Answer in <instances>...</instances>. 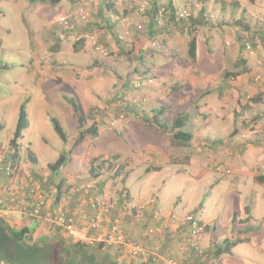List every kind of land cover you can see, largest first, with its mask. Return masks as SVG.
Instances as JSON below:
<instances>
[{
  "label": "rangeland",
  "instance_id": "374dc122",
  "mask_svg": "<svg viewBox=\"0 0 264 264\" xmlns=\"http://www.w3.org/2000/svg\"><path fill=\"white\" fill-rule=\"evenodd\" d=\"M152 1L61 0L53 7L0 0V187L11 180L19 188L18 201L26 204L32 201L31 189L39 186L48 215L69 214L79 227L103 211L102 229L116 221L121 232L138 244L152 226L138 231L136 240L129 234L133 226L127 220L142 219L149 207L160 210L162 203L173 208L169 228L174 220L181 226L175 229L181 234L170 238L174 252L161 250L160 241L151 243L162 233L161 227L145 246L159 248L177 264H197L194 257L184 260L191 250L182 225L187 215L204 227L199 238L202 255L212 245L234 239L247 225L259 227L256 232L251 229L248 241L231 254L216 260L208 255L199 264H264V181H259L264 176V148H260L264 139V0H176L178 13L189 18L204 12L209 19L198 24L194 33V61L186 53L187 25L159 21L155 34L148 33L144 9ZM109 3L117 4L113 13L133 15L121 16L117 25L107 26L98 13H106L103 6ZM110 19L116 21L117 15ZM139 26L143 31H134ZM239 59H246L247 73L228 80V88L220 90L225 73L243 68ZM24 102L27 127L14 148L10 140ZM72 105L83 128L96 123L98 134L86 135L75 150L80 158L55 175L49 165L66 152L78 133ZM161 108L165 110L160 119L167 125L177 114L188 112L185 131L199 141L173 146L168 136L140 121ZM52 117L62 127L66 142L56 134ZM212 141L224 145L214 146ZM93 148L107 158L118 156L102 164L98 177L89 173ZM8 165L12 168L9 179L2 172ZM94 199H99L95 208L101 211L83 202ZM235 204L239 215L232 222ZM30 220L37 219L22 222ZM39 221H44L41 233L50 238L44 240L47 245L40 244L32 264H52L42 256L48 247L54 248L52 253L59 250L55 240L66 235ZM0 245L8 248L4 242ZM101 253L106 256L98 260L105 264L110 259L121 264L147 263L124 256L115 246L103 247Z\"/></svg>",
  "mask_w": 264,
  "mask_h": 264
},
{
  "label": "trees",
  "instance_id": "16d2710c",
  "mask_svg": "<svg viewBox=\"0 0 264 264\" xmlns=\"http://www.w3.org/2000/svg\"><path fill=\"white\" fill-rule=\"evenodd\" d=\"M73 1V0H71ZM30 4H34L37 2L40 3H46L50 6H57L61 0H28ZM145 7L144 10L147 9V15H148V33L151 35L155 34L154 28L158 25L159 21L166 22L169 25L177 23V26H184L187 25L189 29L190 38L187 43V56L192 61L195 60L196 57V40L194 33L197 30L198 24H204L209 19L206 16V13H198L196 17H187L186 15H183L182 13H178V9L175 7L173 1L169 0L164 5L158 4V2L152 1L150 3V6ZM144 8V7H143ZM166 24V25H168ZM195 26V27H194ZM142 27L139 26L134 28V31H141ZM143 31V30H142ZM246 44V42H245ZM156 44L153 45V48H155ZM241 51L243 50L242 47H240ZM247 49H249V46H247ZM240 64L243 65V68L239 71L233 72V73H225L223 75L224 81L223 85L220 87V90L228 88V80L235 79L236 77L243 75L247 73V69L244 68V65L246 64V59H239ZM223 87V89H222ZM256 101V100H255ZM256 102H259L257 100ZM73 106V112L77 119V127H78V133L77 136L68 144V149L66 152L61 153L56 161L53 164L49 165L50 172L52 174H58V172L61 171V169L65 168L69 165V163L75 159L80 158L78 154L76 153L77 147H79L85 140L86 135H89L91 137H96L98 134V129L96 126V123H92L90 127L84 129L82 125V118L76 116V107ZM25 102L20 105L18 110V115L16 119V124L13 130L12 138L10 140L11 147L16 148V143L22 139L23 131L27 127V119L25 114ZM164 108L158 109L154 113H152V116H142L140 117V121L145 124L148 127H152L157 132H160L163 135H166L170 138V143L173 146L177 147H187L193 142L199 141L194 135L190 132L185 131L187 129V123L189 121V113L188 112H182L180 114H177L170 125H167V123H164L161 121L160 116L162 112L164 111ZM51 122L53 124V128L58 135L59 139L63 142H66V135L64 134V131L62 127L59 125L58 120L55 117L51 118ZM214 146H223V142L220 141H212L210 142ZM90 158V165H92L89 168V173L92 175V177H98L99 176V170L102 167V164L104 163H110V161H113L118 158V156L113 155L105 156V154L101 151H99L97 148L92 149V153L89 156ZM98 162L99 165L94 167V163ZM97 170V171H96ZM259 181L263 182L264 177H259ZM60 190V184L57 185L55 188L56 194L54 197L55 204L58 202V192ZM127 195L124 197H121V200L126 198ZM247 216H249L250 209L249 207L245 208L244 211ZM239 215V209L237 207V204L234 205L233 214L231 221L234 222V220ZM248 218V217H247ZM253 229V232H256L257 230H261L259 227L251 228L250 226L244 227L241 231H238L236 233V237L234 239H224L220 244L212 245L209 249H207L205 255L203 256V259L199 257H195L194 255H188V258L194 257L193 261H197V264L200 262H203L206 256L210 255L209 258H212L213 260L220 258L222 255L225 254H231L232 249L236 247L238 244L245 243L248 241V235ZM245 236V238H242ZM63 236V235H62ZM50 238V236H45L37 241L34 240L31 236L30 230L28 227L24 226L20 229H15L11 225L7 223V221L0 216V244L6 243L8 248L3 250V246L0 245V264H32V261L35 257V254L37 250H39L40 244L44 242V240H47ZM55 241L58 242V248L55 253H52V250L54 249L52 246L48 247V253L46 255H43L42 257L47 259L52 264H105L103 262H100L98 259L102 256L105 257L106 255H102L101 250L105 245L103 243H97V244H86L81 242H72L71 240L67 239L66 237H59ZM48 242H44V245H47ZM11 255H6L5 252H7ZM98 254H96V253ZM71 255V256H70ZM101 256V257H100ZM102 257V259H103ZM108 264H121L117 262L115 259L107 261ZM106 263V264H107Z\"/></svg>",
  "mask_w": 264,
  "mask_h": 264
},
{
  "label": "built area",
  "instance_id": "2783aa9c",
  "mask_svg": "<svg viewBox=\"0 0 264 264\" xmlns=\"http://www.w3.org/2000/svg\"><path fill=\"white\" fill-rule=\"evenodd\" d=\"M63 22H65V19H63ZM2 172L8 176V179L12 177V168L10 165L5 167ZM18 190V187L12 185L11 180L0 187V216L3 218L8 219L7 217L15 212L25 219L34 218L49 222L58 230H61L72 242L86 244L103 243L105 247L115 246L121 250L124 256L133 260L141 259V261L147 262L145 264H177L173 260L163 256L157 247H146L145 245L130 241L126 235L121 232L116 221L108 223V226L102 229V223L105 220L103 213L105 212L95 208V204L98 205L99 199L83 201L85 204L89 205L92 210L101 212L95 214L88 223L83 221L84 224L82 226L84 227H79V223L75 217L69 214L58 213L49 216L48 213H46L45 216H43L46 204L40 193L39 186H34V188L31 189L33 193L32 201L26 204L18 201ZM103 210L107 211L108 209ZM173 216L174 215L171 217L174 218ZM183 218L185 223L182 222V225L187 228L188 242L191 243V250L188 255H191V253L195 255V253H197L195 256L203 259L204 255L201 254V250L199 249V238L204 227L194 216L187 215ZM174 221L175 222L172 224L174 230L180 228V223L177 222V220ZM156 231L157 228L148 227V229L143 232V237L145 239L150 238Z\"/></svg>",
  "mask_w": 264,
  "mask_h": 264
},
{
  "label": "crops",
  "instance_id": "0c3cea01",
  "mask_svg": "<svg viewBox=\"0 0 264 264\" xmlns=\"http://www.w3.org/2000/svg\"><path fill=\"white\" fill-rule=\"evenodd\" d=\"M168 1L169 0H166V3ZM171 1H173L174 5H175L176 0H171ZM103 7H104L103 11L106 13H98V15L102 16L104 18L103 23H105L107 26L110 25L111 27H113V26L117 25L118 20H120L121 16L123 17L125 15L127 17H131L133 15L132 13H113V12H116V10L118 9L116 3H115V6L113 3H109L108 5H104ZM113 14L117 15L116 21H114L113 19L112 20L110 19V17L113 18ZM146 14H148V13H146ZM196 26L199 27V25H196ZM196 32H197V30H196ZM258 86L262 87L263 85L261 84ZM259 102H261V99H259ZM260 119H261V117H260ZM261 136H263V138H264V129L262 130ZM260 148H264V139L261 142ZM46 202L49 205V202L48 201H46ZM48 205H47V208H48ZM159 205L161 206V209H160L161 212H160L158 207L154 208L153 206H151L148 208L149 210L147 209L148 211L144 212L145 214H143L142 219H137V218L132 219L131 218L130 220H127L133 226V231H131L129 234L131 235V233H133L134 234L133 238L137 240L138 231L143 230L144 227H148L147 225L152 226V228L161 227L162 233L157 235V238H154L153 239L154 241H151V243L154 244L155 242L160 241V244L162 245L161 250L166 251V252L169 251V253L172 254L174 252V240L172 241V240H170V238L175 239V237L177 235H180L181 232L178 233V231H176V230L174 231V228H172V225H171V228H169L170 225H169L168 216L171 214L170 212L173 211V208H171V210H169L170 208L163 206L162 203ZM72 210L73 209L71 207V211ZM44 213L45 214L47 213V209H45ZM9 217H10L9 219L4 218V219H6V221L9 225H11L15 229H20L24 226L28 227V229L30 230L32 238L36 241L38 239L42 238L43 234H44V236L46 235V233H41V231H40L42 225H44V223H43L44 221L30 220V221L22 222L23 218L18 213H15V212L12 213ZM127 218H130V217H127ZM123 228L125 229V225H123ZM126 231H127V228H126ZM128 237H129V235H128ZM130 238H131V236H130ZM140 243H142V245L143 244L144 245L151 244L148 241V239H145V238H143L142 241H140ZM167 247H170L171 249H169ZM190 259L191 258L187 259V257H186L184 260L189 262ZM195 263H197V262H195Z\"/></svg>",
  "mask_w": 264,
  "mask_h": 264
}]
</instances>
